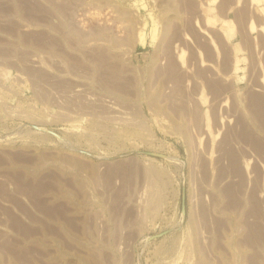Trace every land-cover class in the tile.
<instances>
[{"label":"rangeland","instance_id":"1","mask_svg":"<svg viewBox=\"0 0 264 264\" xmlns=\"http://www.w3.org/2000/svg\"><path fill=\"white\" fill-rule=\"evenodd\" d=\"M257 98L264 0H0V264H264Z\"/></svg>","mask_w":264,"mask_h":264},{"label":"bare ground","instance_id":"2","mask_svg":"<svg viewBox=\"0 0 264 264\" xmlns=\"http://www.w3.org/2000/svg\"><path fill=\"white\" fill-rule=\"evenodd\" d=\"M253 24V23H252ZM251 24V25H252ZM257 103V106H260V107H263V105H264V99H262V98H257V101H256ZM263 109V108H262ZM259 114V113H258ZM262 116H264L263 114H262Z\"/></svg>","mask_w":264,"mask_h":264}]
</instances>
